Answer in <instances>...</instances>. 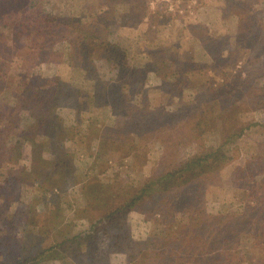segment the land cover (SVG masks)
Here are the masks:
<instances>
[{
	"label": "rangeland",
	"instance_id": "374dc122",
	"mask_svg": "<svg viewBox=\"0 0 264 264\" xmlns=\"http://www.w3.org/2000/svg\"><path fill=\"white\" fill-rule=\"evenodd\" d=\"M0 9V264H264V0Z\"/></svg>",
	"mask_w": 264,
	"mask_h": 264
},
{
	"label": "trees",
	"instance_id": "16d2710c",
	"mask_svg": "<svg viewBox=\"0 0 264 264\" xmlns=\"http://www.w3.org/2000/svg\"><path fill=\"white\" fill-rule=\"evenodd\" d=\"M1 10V9H0ZM40 12H42V11H40ZM40 16H41V14H40ZM25 20H31V25H29V28L30 29H26L27 28V25H26V21H19V22H15L14 24H12L11 26H10V32H11V35L12 36H15L16 35V39H15V37H13L12 38V42L10 43V46L9 47H12V48H15L16 46L18 47V41H19V37H20V35H23L25 32H27L28 31V34L30 35V36H33V37H36L37 35H38V38H37V40H31V42H32V48H29V49H35L36 51H38V53H37V55H40V56H42L41 55V53L42 52H44V51H47V49L49 48V38H50V35L51 36H54L55 35V32H54V34H48V33H39V34H37V33H34L33 31H31V27H33V28H39V31L40 32H42V29H41V24H42V21H40V19H39V17H38V15H33V14H31L30 13V15H27V17L25 18ZM46 21L47 22H51V19L48 21L47 19H46ZM55 27L53 28V27H50L49 29L51 30V29H55V28H58V27H60L63 23H64V20H61V19H59V18H57V19H55ZM46 27V26H45ZM37 41H39V44H37ZM1 45V44H0ZM2 46V49L4 48L3 47V45H1ZM21 46H23V44H21L19 47H21ZM4 55V54H3ZM124 67H126L127 68V65L125 64L124 65ZM0 70H2V68H0ZM136 70V69H135ZM130 70H129V68L127 69V71H126V73L127 72H129ZM136 72H137V70H136ZM123 86H125V85H123ZM57 87H53L52 88V85H48V87H45V88H43L44 90H45V92H47V93H49V94H51V101H53L54 102V104H56V100H57V98H58V96H59V90L58 89H56ZM123 90L125 91V89L123 88ZM51 109V108H50ZM218 154V152H214L213 154ZM212 154H206V155H203V156H201L200 158H198V159H194V160H192L189 164H191L192 166L194 165V164H197V163H202V161H206V159L209 157V156H211ZM224 155V154H223ZM222 155V156H223ZM37 167H34V168H32L33 170H37L36 169ZM176 173L174 172H172V173H167V174H163V175H161L160 176V178L157 180V184H159V185H163V184H165V187L167 188L168 187V183H172V179H170V177L171 176H173V175H175ZM21 177V176H20ZM20 177H16V176H13L12 178H9L10 180V183H13V184H15V182H17L16 181V179L18 180ZM23 177V176H22ZM178 179H180V176L178 175V177H177ZM22 181V178H21V180H20V182ZM18 183V182H17ZM12 184V185H13ZM155 184V182H147V183H145L144 185H143V190L141 191L142 193H140V194H138V195H136V196H134V197H132L129 201H127V202H125L124 203V207L123 208H117L118 210L116 211V212H121V213H124V211L126 210V209H128V208H132V207H135L136 205H137V203H138V201L139 200H142L144 197H145V195L146 194H148V193H150V191L152 190V189H154L153 188V185ZM152 195V194H151ZM150 195V196H151ZM144 199H147V197L146 198H144ZM110 216V215H109ZM99 225V223L98 224H94L93 226H92V229H91V232H89L87 235H86V237L88 238V243H87V245H86V247L85 248H80L82 251L79 253V255L81 256H77V260L79 261V260H82L83 258L82 257H84V256H86L89 252L88 251H91L90 250V246H89V244L91 243V242H93V241H96L97 239V234L99 233V231H100V229H101V227L100 226H98ZM193 234V232H191V233H189V235L187 236V237H189L190 235H192ZM184 234H181L179 237H181V236H183ZM77 237V239H79L80 237H81V235H79V236H76ZM79 243V242H78ZM189 243H191L190 244V246L191 245H194L193 243V241L191 242H189ZM78 246H80V245H78ZM89 246V247H88ZM95 248H93L92 247V250H94ZM190 254H194L195 255V253H192L191 251H190ZM78 264V263H77Z\"/></svg>",
	"mask_w": 264,
	"mask_h": 264
}]
</instances>
